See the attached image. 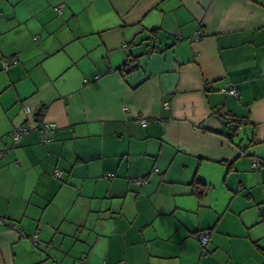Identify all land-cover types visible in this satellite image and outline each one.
Wrapping results in <instances>:
<instances>
[{"label":"crops","instance_id":"0c3cea01","mask_svg":"<svg viewBox=\"0 0 264 264\" xmlns=\"http://www.w3.org/2000/svg\"><path fill=\"white\" fill-rule=\"evenodd\" d=\"M0 264H264V0H0Z\"/></svg>","mask_w":264,"mask_h":264},{"label":"built area","instance_id":"2783aa9c","mask_svg":"<svg viewBox=\"0 0 264 264\" xmlns=\"http://www.w3.org/2000/svg\"><path fill=\"white\" fill-rule=\"evenodd\" d=\"M57 10H60L59 8H56ZM203 34L202 31H198L196 32L195 34V39H199V37ZM12 62L16 63V60H13ZM10 65V63L8 61H4L3 62V66L5 68H7L8 66ZM225 90V89H224ZM229 93L231 95H233L234 97H237L239 96V91L236 87L234 86H231L229 88ZM24 111L26 114H32L33 110L32 108L29 106V105H26L24 107ZM146 120L143 121V124L145 125L146 124ZM57 129H58V126L53 123V122H49V121H44L42 124H35V125H27V126H18L17 128H15L14 132H13V139H14V142L16 144H18L19 142H21L24 137H26L30 132L32 131H39L41 137H42V140L43 141H50L52 140L54 137H55V134L57 132ZM261 164V160L260 159H257L255 160L254 164H253V167L256 168L257 166H259ZM56 174L58 176H61L62 172L61 171H57ZM138 182L140 184H144L146 182V180H141ZM197 239H199V241L201 242L203 248H207L209 242H210V232L208 230H205V231H201L199 233H197ZM35 238L37 237V235L34 236Z\"/></svg>","mask_w":264,"mask_h":264},{"label":"trees","instance_id":"16d2710c","mask_svg":"<svg viewBox=\"0 0 264 264\" xmlns=\"http://www.w3.org/2000/svg\"><path fill=\"white\" fill-rule=\"evenodd\" d=\"M13 60H16V63L18 62V60L17 59H15V58H7V59H4L3 60V62L4 61H8L9 63H10V65L11 64H13L14 62H12ZM3 64V63H2ZM9 67V66H8ZM8 67L7 68H5L4 66H3V68L4 69H8ZM45 106L44 107H42L36 114H35V117H36V119H38L37 121L39 122V121H42V115H43V112L45 111ZM247 118V117H246ZM230 120H233V119H230ZM235 121H237V126H241V128L242 127H244V126H246V123H247V121L245 120V119H242V118H238L237 120H235ZM21 126H23V125H21ZM25 126V125H24ZM17 128V127H16ZM15 130V129H14ZM14 130L13 131H11V133H10V136L12 137V139H13V132H14ZM240 130V129H239ZM238 130V131H239ZM35 131H37V130H35ZM57 131H58V129H57ZM238 131L237 132H235L232 136H236L237 134H238V136L240 135V132L238 133ZM38 132V134H39V136H40V139H41V141L43 142V143H50V142H52L54 139H55V137H56V134H57V132H56V134H55V137L52 139V140H50V141H43L42 140V137H41V135H40V133H39V131H37ZM31 133V132H30ZM29 133V134H30ZM28 134V135H29ZM25 138V137H24ZM241 140V139H240ZM13 142H14V139H13ZM21 142H19L18 144H16L15 142H14V145H19ZM261 163H262V161H261ZM200 195H201V193H200ZM201 232V231H200ZM199 233V232H198Z\"/></svg>","mask_w":264,"mask_h":264},{"label":"water","instance_id":"95a60500","mask_svg":"<svg viewBox=\"0 0 264 264\" xmlns=\"http://www.w3.org/2000/svg\"><path fill=\"white\" fill-rule=\"evenodd\" d=\"M236 136H238V134H237ZM242 140H243V139H241L239 142H242Z\"/></svg>","mask_w":264,"mask_h":264}]
</instances>
